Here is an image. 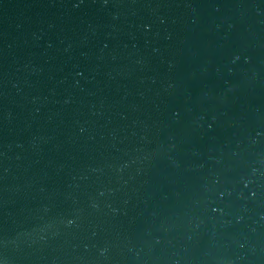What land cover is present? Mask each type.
I'll return each instance as SVG.
<instances>
[{"label": "water", "instance_id": "95a60500", "mask_svg": "<svg viewBox=\"0 0 264 264\" xmlns=\"http://www.w3.org/2000/svg\"><path fill=\"white\" fill-rule=\"evenodd\" d=\"M0 264H264V0H0Z\"/></svg>", "mask_w": 264, "mask_h": 264}]
</instances>
